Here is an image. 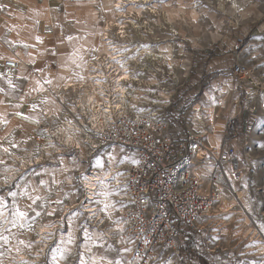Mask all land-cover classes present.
Listing matches in <instances>:
<instances>
[{
    "label": "built area",
    "instance_id": "obj_1",
    "mask_svg": "<svg viewBox=\"0 0 264 264\" xmlns=\"http://www.w3.org/2000/svg\"><path fill=\"white\" fill-rule=\"evenodd\" d=\"M123 18H127L125 14H117L115 23L109 21L104 27L103 47L87 65L83 79L78 78L59 89L46 85L45 91H37L33 96V101H43L45 99L41 96L49 95V103H41L34 112V116L40 119L39 124L15 116L20 122L18 130H24L25 126L31 129L33 142L30 147L22 148L27 149L24 154L13 155L9 160L8 182L0 180V188L19 180L35 166L45 167L50 163L61 167V162L68 159L75 163L76 169L54 183L47 193L46 198L56 194L63 201L55 209L62 211L51 223L55 227L36 229L32 241L40 242L41 247H34L31 252L22 249L14 253L11 264H19L21 260L52 264L50 249L57 245L58 233L65 231L67 216L76 212L80 213L79 232L83 240L87 229L93 236L90 231H94L92 223L96 219L102 221L101 225L108 224L101 232L103 243L108 247L117 243L120 248H132L130 260L139 248L141 251L147 249L148 255L161 264L166 259L181 264V236H202L207 226L202 225L203 220L220 216L217 209L224 199L231 196L236 200L235 185L250 172L258 107L250 101L253 97L249 89H241L243 81L252 80L250 68L234 63L225 76L233 89L224 92L222 83L221 89H217L220 99L224 95L230 97L229 111L233 114L226 120L222 131H216L211 124L214 143L206 129L180 134L175 139L167 117L172 94H168L165 87L162 93L156 91L161 82L163 85L167 82L166 79H160L161 72L160 77L155 74L145 79L142 75L150 60L162 58L169 62L172 52L152 54L146 42H130L129 23L117 22ZM139 27L133 31L139 33ZM243 42L244 39L238 38L233 51H240ZM190 62L185 61L183 68L187 69ZM26 67L24 59L15 55L3 61L2 73L11 77ZM48 69L49 66H45L44 71ZM29 76L41 80L40 72L30 71ZM251 83L258 86L254 81ZM243 97L245 101L241 100ZM219 106L220 109L224 107L220 101ZM56 108L60 112L54 117L52 113ZM205 110H212L211 118L221 114V110L216 114V107ZM107 149L115 151L118 158L115 153L108 154L109 164L97 166V158ZM37 156H41L39 161L35 158ZM114 158L116 163H113ZM133 160L139 163H133ZM81 174L88 176L89 180L84 182ZM104 191L111 194L107 197L100 195ZM97 200L115 204L114 209H109L110 218L108 213L100 211L103 204L95 203ZM46 205L54 207L52 201ZM246 212L254 222L264 220V208L261 218ZM118 219L127 223L117 225L114 221ZM210 221L209 226L213 220ZM255 232L260 235V228L257 227ZM48 233L53 235L45 239ZM141 237L151 243L144 244ZM121 238H131L135 243L122 244ZM77 248L81 253L80 246ZM207 250L213 252L208 247ZM36 252L41 253L39 259Z\"/></svg>",
    "mask_w": 264,
    "mask_h": 264
},
{
    "label": "rangeland",
    "instance_id": "obj_2",
    "mask_svg": "<svg viewBox=\"0 0 264 264\" xmlns=\"http://www.w3.org/2000/svg\"><path fill=\"white\" fill-rule=\"evenodd\" d=\"M119 2L122 3L119 4ZM235 2L237 8L232 7L231 4H226L223 0L115 1V5L119 4L122 7L115 10L127 17L117 22L120 23L121 21L124 25L129 23L127 33L130 42H146L148 51L152 54L161 53V55H165L167 52H172L169 62L164 61L162 58H158V61L150 60L151 63H148V67L142 75L145 79L155 74L160 77L161 72L162 77L160 79H166L167 82L164 85L161 82L156 91L157 94L158 92L162 93V89L165 87L168 94H172L167 117L170 120L172 135L175 139L180 134L188 135L193 132L205 131V129L209 132L210 139L211 124H213L216 131H222L226 125V120L233 112L229 111L230 97L222 94L224 96L220 99L217 89H221V83L224 92L233 89L232 84L226 80L225 76L234 63L245 64L252 71V80H245L241 84V89H249L253 97L250 101L258 107V122L253 136V147L251 148L252 163L250 164V172L241 183L235 185V190L237 189L239 192L238 201L233 200L231 196L226 198L229 202H233V204H228L227 201L223 202V209L229 207L227 211L223 212L218 206L217 215L220 216L203 220L202 225L207 226L202 236L191 234L181 236V264H264V228H262L264 220L258 223L254 222L253 218L246 212L248 211L253 216L261 218L264 208V68L258 67L264 65V0H235ZM60 3L66 14H50L48 26L42 27L41 20H39V23H34L35 27H39L37 30L40 32L38 36L42 40V43L39 42L38 47L49 44L47 50L49 56L43 63L49 66L48 72L53 73L56 71L55 77L60 70L58 56L63 55L67 58L75 51L68 37H85L89 34L91 28H95V31H97L98 34L94 39L95 46L85 52L87 64L83 70L87 71V65L103 47L101 37L104 27L109 24V21L115 23V16L117 15L110 16L106 14L102 6V0H92L91 3H88V0H83L82 4H77L76 0H61ZM203 3L211 4L216 9L208 21L201 19V13L206 11L199 6ZM151 8L155 10L154 13L150 11ZM93 10L96 11V19L91 16ZM139 10L142 13L138 16ZM194 12H196L195 16L200 21L198 24L192 22ZM171 16H178V19L173 17L169 20L168 18ZM136 25L140 26L138 29L141 33L133 31L137 30L135 29L137 28ZM238 38L244 39L243 47L240 51L235 52L233 51L234 45ZM185 61L190 62L187 69L183 68L182 65ZM217 62L218 68L211 67L212 64H217ZM28 67L27 64L26 68ZM71 74L73 76L72 80L74 78L78 80V76L74 74V71ZM252 81L256 82L258 86L252 85ZM61 85L55 87L52 84L50 87L56 89L60 88ZM41 97L48 99L49 95L44 94ZM241 100L245 101L244 97ZM219 101L223 104V109H220V106L218 107ZM200 103L204 107L197 106ZM214 107H216V114L219 110H221V114L218 117H212L214 118L212 119V110L207 112L205 109L209 110V108ZM31 136L32 132L31 135L25 136L27 142L22 143L20 149L23 145H29L30 139L28 137ZM14 150L13 153H16V155H21L18 153L22 151V154H24L23 149L18 150L15 148ZM13 153L9 156L0 151L1 159L5 161L4 164H0V180L2 183H5L4 177L8 172L5 169L9 164V160L15 155ZM108 154L117 156L115 151L105 150L97 158L103 167L109 164L106 157ZM66 162L68 163L67 169H63L64 162H61L63 164L61 167L59 164L48 163L45 167L35 166L30 168L19 180L8 183L6 187H1L0 191L6 189L17 190L19 192L18 201H24L27 199V194H29L25 191L29 187L26 185L28 180L32 182L39 180L41 183V177L43 180L50 178L49 184L50 187H53L54 183L62 180L66 174L72 173L76 169L75 163L68 159ZM113 163H116L115 158ZM43 170L45 171L42 172ZM7 199L9 201V195ZM49 199L54 207L60 206L55 203L59 200L56 194H51ZM54 212L52 215L55 216L54 219L62 213L61 210L60 212ZM3 213V216L7 214L5 211ZM77 213L69 215L71 218L67 220L66 229L62 232V234L67 232L70 226L76 230L74 250L71 251L72 253L69 252L66 260L61 261L63 264H78L80 257H78L79 248L77 247L82 245L84 241L91 242L87 243V246H83L81 252L86 260L94 258L96 264H101V257L104 258L103 264H107V260H130V253H123L121 251L123 248H120L117 243H113L111 247L103 243L101 232L108 227L107 223L101 225L102 221L94 219L95 222L92 224L96 232L90 231L94 236H90L93 241L86 238L81 239V233L79 232L80 218H78ZM210 220H213L211 226H209ZM256 226L261 231L258 236L255 232ZM42 227L45 226H39L43 229ZM87 232H89V229H87ZM189 244H193L195 248V252L191 253L193 258L191 260V257L187 254ZM93 245L94 251L87 254V251ZM207 247L213 252L208 251ZM183 256H185L184 259ZM2 263L11 264V260L2 261Z\"/></svg>",
    "mask_w": 264,
    "mask_h": 264
},
{
    "label": "crops",
    "instance_id": "obj_3",
    "mask_svg": "<svg viewBox=\"0 0 264 264\" xmlns=\"http://www.w3.org/2000/svg\"><path fill=\"white\" fill-rule=\"evenodd\" d=\"M60 2L61 0H0V56L4 57L3 59H0V73H2L3 61L14 55L24 58L29 66L28 68H24L10 77L13 80V83L17 84V88L15 90H13L7 84L6 79H0V88H4L5 92L8 93V95L0 93V100L4 101V103L0 104V114H3V116L9 121L7 125L0 123V144H3L4 147H9L11 153L15 152V148L10 147V140H14L15 142H17L19 144V147L17 149L22 150L20 149V146L22 145V143L20 142L25 140L26 135H31V129L28 126H25L24 130L22 131H19L17 129L20 122L14 117V113L19 111L25 113L26 115L34 116V112H32L31 110V105L33 103H36L40 106L41 104V101L39 100H32L37 91L43 90L32 91L34 87H37L36 81L39 79L34 76L30 77L29 72L32 70L36 71V69L44 70V67L46 65H44L43 62L49 56L47 55L49 44L38 47L39 41L36 40V37L40 32L37 31L39 27H35L34 23H39V20H41L42 27L48 26L50 14H66L65 11L62 10V4ZM59 3L60 5H58ZM94 11L95 10H93L91 16L92 18L96 19L94 15L96 13ZM97 34L98 33L97 31H95V28H91L87 36L73 38L71 40V46L73 47V49H75V51L73 52L75 53V55H73L72 53L67 58H65L63 55L58 56V67L60 64V70L57 72V76L55 77L56 71L53 73L48 72L49 70L43 71L40 72V81L43 82L44 78H49L52 79L54 86L58 87L63 82L67 83V81L76 80V78L72 80L73 76L71 72L74 71V74L78 76L77 70L84 71L83 68L87 64L85 52L87 51V49H91L95 46L94 39ZM25 44L29 45V47L25 48ZM217 66L218 62L217 64H212L211 67L218 68ZM25 76L27 77V79H21V77ZM61 77H63L64 79H61ZM46 85L47 84H44V87ZM17 104L20 105L19 108L15 107V105ZM197 106L201 108L204 107L201 103ZM5 137H7V139H5ZM29 142L31 143V139ZM30 143L28 146H30ZM28 146L23 145L24 148ZM22 152H19L18 154H22ZM13 154L16 155V153ZM44 171L45 170H43L42 172ZM26 176L24 177L26 178ZM41 180L46 181L47 184L40 183L39 180L37 182H32L29 180L27 181L26 185L29 186V194H27V199H25L24 201H18L19 192L17 190L6 189L0 191V196H3L5 201L7 202V207L3 209V211L7 212V214L5 216H0V234L8 237L7 243H5L4 241H0V252L4 253V255L0 257V260L2 261H9L13 258L14 253H16L15 248L17 246L18 240L22 239L25 241H32L35 237L36 228H39V226H46L54 221L53 219L55 216H49L46 213H55L54 211L57 207L48 208L46 207L47 205L44 202L51 201L49 198H46L47 193L50 191V178L48 180H43L41 177ZM10 191L16 192L17 196L13 198L9 195L8 201V194L6 193H9ZM37 196H42V200H36L35 203H33V199L29 198H35ZM13 202H15V204L19 206L21 211H26L28 213V219L23 221V223L25 224L24 228H12L11 225L7 223V221L12 218V213L15 210L13 207ZM37 212L41 213L39 217L36 216ZM58 212H60V210H58ZM70 218L71 216H68L67 220H69ZM29 222H34L33 230L31 231H29L27 228V224ZM8 229H10V231H8ZM69 234H71V244L67 243V241L69 240ZM61 238L65 241V244L62 247L69 249V252L72 253L71 251L74 250L76 241L75 228H72L70 226L67 232L63 234L59 233L58 239L60 240ZM92 239L93 238L91 237L89 241H91ZM58 243L59 241L57 242V244ZM87 243L91 242L84 241L83 244L80 245L81 251H83V246H87ZM20 247L21 250L23 249L26 252L32 251V249L30 250L24 248L23 246ZM90 248V250H86L88 252L87 254H91L94 251V245ZM74 254L76 255V253ZM80 254L81 253L79 252L78 257H80ZM60 264H62V262H60Z\"/></svg>",
    "mask_w": 264,
    "mask_h": 264
},
{
    "label": "snow or ice",
    "instance_id": "obj_4",
    "mask_svg": "<svg viewBox=\"0 0 264 264\" xmlns=\"http://www.w3.org/2000/svg\"><path fill=\"white\" fill-rule=\"evenodd\" d=\"M91 2H92V0H88V3H91ZM161 2H163V0H161ZM76 3L77 4H82L83 0H76ZM199 6L206 10V11L201 13V19L204 20V21L210 20L211 19V14L216 11L215 7L213 5H211V4H208V3H203V4H200ZM117 7L119 8V6H117ZM240 11H242V9H240ZM192 22L194 24H198L200 22L196 18L195 14L192 17ZM68 39L72 40L73 37L70 36V37H68ZM36 40L42 43V40H41V38L39 36L36 37ZM24 47L27 48V47H29V45L25 44ZM53 54H55V53L53 52ZM73 55H75V53H73ZM3 58L4 57L0 56V59H3ZM258 67L264 68V65H259ZM36 71L43 72L44 70L43 69H36ZM0 79H6L7 80V84L13 90H15L17 88V84L13 83V80L10 77H7L4 73H0ZM21 79H27V77L26 76L25 77H21ZM61 79H64V78L61 77ZM80 79H83V77H80ZM44 84H47V85L51 86L53 84V81H52V79H49V78H44L43 82H41L40 80H37L36 81L37 87H34L32 89V91L44 90ZM0 93H4L5 95H8V93L5 92L4 88H0ZM2 103H4V101L0 100V104H2ZM41 103L48 104L49 100L45 99V100L41 101ZM51 103L55 104V101L53 100V101H51ZM15 107L19 108L20 105L17 104V105H15ZM66 107H67V105H66ZM72 107L74 109L75 106L73 105ZM38 108H39V105L36 104V103H33L31 105L32 112H35ZM40 111L43 112V109H40ZM59 112H60V109L56 108L53 111L52 114H53L54 117H57ZM14 115H16L18 117H21L24 120H30V121H33V122H35L37 124L40 123V119H39L38 116L26 115L25 113L19 112V111L15 112ZM0 123H2L4 125H7L9 123V121L3 116V114H0ZM68 123L71 124L72 121H68ZM9 135H11V134H9ZM5 139H7V137H5ZM28 139H31V137H28ZM26 142H27L26 140H23L20 143H26ZM9 144H10L11 148H18L19 147V144L17 142H15L14 140H10ZM52 146H54V145H52ZM0 150H2L3 153L8 154L9 156L12 155V153L10 151V148L9 147H4L3 144H0ZM24 151L26 152L27 149H24ZM4 163H5V161L3 159H0V164H4ZM133 163L138 164L139 161L133 160ZM97 166L103 167L102 163L99 160H97ZM5 171H11V169L10 168H6ZM81 177H82V180L84 182H87L89 180V177L86 176V175L81 174ZM4 181H5V183L8 182V177L7 176L4 177ZM41 183L47 184L46 181H41ZM87 186H88L87 183H85L84 187L87 188ZM25 191H27V190H25ZM110 194H111L110 192H106V191L100 193V195H103L104 197H107ZM8 195H10L11 197L15 198L17 196V193L14 192V191H10L8 193ZM29 198L33 199V203H35L36 200L42 199L39 196H37L35 198H32V197H29ZM94 202L97 203V204H101L102 203L103 204V208H101L100 211L103 212V213H108L109 214V218H110L109 209H114L115 208V204L114 203H109L106 200L105 201L97 200V201H94ZM55 203L56 204H62L63 201L62 200H57V201H55ZM6 207H7V202L5 201L3 196H0V216H3V214H4L3 213V209L6 208ZM13 207H14L15 210L12 213V218L9 221H7V223H9L12 228H24L25 224L23 223V221L28 219V213L26 211H21L19 206L16 205L15 202H13ZM29 207H31V206H29ZM121 207H124V205H122ZM79 214L80 213H77V215H79ZM40 215H41L40 212L36 213L37 217H39ZM47 215L51 216V215H53V212H48ZM93 215H95V213H93ZM114 223L117 224V225H121V224L127 223V221H125L123 219H118V220L114 221ZM33 224H34V222H29L27 224V228H28L29 231L33 230ZM45 227L52 228V227H55V225L54 224H48ZM262 228H264V226H262ZM142 229H143V225H141V230ZM8 231H10V229H8ZM120 231H123V229H120ZM52 235H53V233H48V235H47V237L45 239L52 237ZM84 236H85L86 239H91V237L88 234L87 230H85ZM141 239H142L144 244H150L151 243L146 237H141ZM0 241H4L5 243H7L8 242V237L4 236L3 234H0ZM67 243L68 244L72 243L71 234H69V240L67 241ZM121 243L122 244H134L135 241L132 240L131 238H129L128 240H124L123 238H121ZM64 244H65V241L61 238L59 240V243L54 248L50 249L52 264H60V261L66 260L68 258V253H69L70 250L66 249L65 247H62ZM20 246H23L24 248H27V249L31 250L34 247H36V248L41 247V244H40V242H35L34 243L31 240L25 241V240L20 239V240L17 241V246L15 248L17 253H19L21 251V247ZM9 250H11V249H9ZM121 251L123 253H131V252H133V249L130 248V247H124ZM151 251H155V248H151ZM3 255H4V253L0 252V257H2ZM40 255H41L40 252H36L35 253V256H36L37 259H39ZM90 261H91V264H96V261H95L94 258H90V260H86V259H84V254L81 253L80 254V258L78 260V264H90ZM103 261H104V258L101 257V264H103ZM141 261L143 262V264H149V262H153V264H161V261H154L153 257L148 255V250L147 249H145L144 251H141L139 248H137L135 250V255L132 257L131 260H115V261L107 260V264H140ZM0 264H2V260H0ZM19 264H34V262H30V261H27V260H21L19 262ZM46 264H47V261H46ZM162 264H173V262H172L171 259H166V260L162 261Z\"/></svg>",
    "mask_w": 264,
    "mask_h": 264
},
{
    "label": "bare ground",
    "instance_id": "obj_5",
    "mask_svg": "<svg viewBox=\"0 0 264 264\" xmlns=\"http://www.w3.org/2000/svg\"><path fill=\"white\" fill-rule=\"evenodd\" d=\"M103 2H102V6H103V8L105 9V12H106V14H108V15H112L113 16V14H121L120 12H117L115 9L116 8H118L117 6H119V8H122L121 7V5H119L120 3H122V2H119V4H116L115 5V1L116 0H102ZM121 1V0H120ZM218 1V0H217ZM223 1H225V3L226 4H231V5H233L232 7H234V8H237V4H236V2H235V0H223ZM221 5V4H220ZM149 8V7H148ZM150 11L152 12V13H154L155 12V10L154 9H150ZM95 13H96V11H94ZM142 12L139 10L138 11V14H141ZM196 15V12H194L192 15ZM95 16H96V14H94ZM168 17V16H167ZM174 16H171L170 18H168L169 20H171V18H173ZM175 19H178V16H175L174 17ZM197 18V17H196ZM100 33V32H99ZM86 71V70H85ZM85 71H80V70H77V72H78V76H79V78L80 77H83V76H85ZM84 78V77H83ZM71 82H74V81H67V83H64V84H69V83H71ZM64 84H62L61 85V87L64 85ZM54 85V84H53ZM46 87L47 86H45L44 87V89H46ZM60 87V88H61ZM56 89H59V88H56ZM43 91H45V90H43ZM47 95V94H46ZM53 101V100H52ZM55 101V100H54ZM204 111V110H203ZM202 113V112H201ZM199 114V113H198ZM201 120V119H200ZM210 140H211V142L212 143H214L215 142V140H214V138L213 137H210ZM31 141H32V138H31ZM28 147H30V146H28ZM38 161L40 160V158H41V156L39 157V156H37V157H35ZM67 160V159H66ZM66 160H64L63 162H64V167H63V169H67L68 168V163L66 162ZM238 191H237V189H236V194H237V197H236V201H238ZM224 201H227V203L228 204H233V202H229L228 201V199H224L222 202H221V204H220V206H219V208H221L222 209V211L223 212H225V211H227L228 210V208H225V209H223L224 208V206H223V202ZM240 203V202H239ZM229 206V205H228ZM43 228V227H42Z\"/></svg>",
    "mask_w": 264,
    "mask_h": 264
},
{
    "label": "trees",
    "instance_id": "obj_6",
    "mask_svg": "<svg viewBox=\"0 0 264 264\" xmlns=\"http://www.w3.org/2000/svg\"><path fill=\"white\" fill-rule=\"evenodd\" d=\"M187 250H188V252H187L188 256L191 257L190 260L193 259L191 253L195 252L194 245L193 244H189ZM184 258H185V256H183V259Z\"/></svg>",
    "mask_w": 264,
    "mask_h": 264
}]
</instances>
